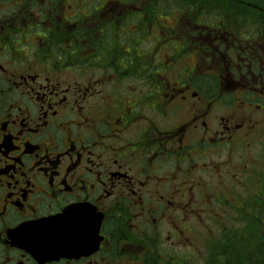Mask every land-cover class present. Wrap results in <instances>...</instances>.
Here are the masks:
<instances>
[{
  "label": "flooded vegetation",
  "instance_id": "obj_1",
  "mask_svg": "<svg viewBox=\"0 0 264 264\" xmlns=\"http://www.w3.org/2000/svg\"><path fill=\"white\" fill-rule=\"evenodd\" d=\"M154 1L0 0V264H187L163 246L240 200L211 181L262 168L264 201V39ZM253 196L234 209L264 225Z\"/></svg>",
  "mask_w": 264,
  "mask_h": 264
},
{
  "label": "trees",
  "instance_id": "obj_2",
  "mask_svg": "<svg viewBox=\"0 0 264 264\" xmlns=\"http://www.w3.org/2000/svg\"><path fill=\"white\" fill-rule=\"evenodd\" d=\"M155 1L151 6L153 7L152 13L157 15V18L164 19L175 15L180 21L188 19L193 26L205 25L209 30L226 29L233 32H243V26L251 22L254 33L247 35L254 40L264 39V0H254L253 5H249L252 0H228V2L225 0L232 8L224 4L223 0ZM228 9L235 10V12L232 13ZM244 200L247 203L249 198L240 197L238 202H244ZM239 207L245 209V204ZM241 210L243 209H237V211ZM243 213L246 212L243 211ZM255 215L258 218L254 221L261 222L262 212L256 210ZM257 223L253 227L251 225L247 227L248 231L251 229L247 237L241 230L238 233H225L222 239L217 238L216 241L213 239L212 242H208L204 246L205 264H264V225ZM258 231L259 236H257Z\"/></svg>",
  "mask_w": 264,
  "mask_h": 264
},
{
  "label": "rangeland",
  "instance_id": "obj_3",
  "mask_svg": "<svg viewBox=\"0 0 264 264\" xmlns=\"http://www.w3.org/2000/svg\"><path fill=\"white\" fill-rule=\"evenodd\" d=\"M228 2V0H226ZM225 0H223L224 4H227ZM156 2V1H154ZM254 0H252L251 4L249 5H253ZM248 3V2H247ZM175 4V3H174ZM227 6L229 8L230 7L228 4ZM173 7V4H172ZM59 10L61 12L65 11V9H67L69 11L70 8H65L64 7V2L61 1L60 5H59ZM235 9V8H233ZM78 10H80L79 6H77V12ZM230 12H235V10L232 9H228ZM80 12V11H79ZM72 13V11H71ZM231 15V14H230ZM177 20H179L178 16L175 15H171L168 16L167 18L161 19V22L163 25L171 28H176V22ZM81 25H84V23H82ZM243 32L248 34V33H254V29L252 27V23L249 22L247 24H245L243 26ZM178 50L180 53H182L183 51ZM175 56H177L178 53H176L175 51L173 52ZM103 71L99 70L98 72H96V70H83V71H76L75 69L73 70V77L79 78L81 80H87L90 76H92L93 78L100 74H102ZM258 153H262V149L259 150L258 148ZM257 152V150H256ZM254 152V153H256ZM261 159H264V152L261 154ZM258 164L259 166L262 165L260 159L255 161V164ZM256 171V170H255ZM257 175L255 176V180L253 181V190L250 192H246L243 191V189L241 187H239V181H229L227 183V185L224 186H220L222 185V183L220 181H211V184L214 186V190H222L224 188H229V187H233L234 191H235V195H227L226 198H228L229 200H235L236 197L240 196L243 198H247L249 196H251L252 194H254L253 196V202L254 205H261V207L264 205V201L263 200H259L256 198V194H258L259 192H261V189H257V182L256 180L259 177H263V173H262V168H260L259 172H256ZM240 179V176H239ZM222 188V189H221ZM238 199V198H237ZM216 202V201H215ZM213 204V207L211 209H207V211L205 212V214L197 219V217H190L189 221H188V225L189 228L192 229L193 235H192V242L193 245L191 247H189L186 250H183L181 248L177 249V248H171L169 245H166V247L163 246L162 248V253L163 256H165L166 253L173 255L174 257H178V259H181L182 255H186L185 257L187 258L188 262L187 264H191V263H196V264H205V249L204 246H206V244L208 242H212L213 239L218 238L222 239L223 235L225 233L228 232H234V233H238L241 232L244 233V235L247 237L249 234V230L247 229V227L249 226L250 223V218L249 215H247L246 213H241L240 211L238 213H236V209L234 208H238V206H242L243 204H246V201L244 200V202H238V201H233L232 203V207H230L229 205L225 204L224 206L221 204ZM196 216V215H194ZM253 227V225H252ZM246 228V229H245ZM260 232L258 231V235L259 236ZM204 260V263H203ZM195 261V262H194ZM165 262V260H164Z\"/></svg>",
  "mask_w": 264,
  "mask_h": 264
}]
</instances>
